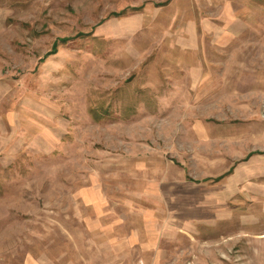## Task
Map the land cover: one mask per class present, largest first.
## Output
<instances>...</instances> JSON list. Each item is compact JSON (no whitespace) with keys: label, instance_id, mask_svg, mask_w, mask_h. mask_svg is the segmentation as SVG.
I'll list each match as a JSON object with an SVG mask.
<instances>
[{"label":"rangeland","instance_id":"1","mask_svg":"<svg viewBox=\"0 0 264 264\" xmlns=\"http://www.w3.org/2000/svg\"><path fill=\"white\" fill-rule=\"evenodd\" d=\"M0 264H264V0H0Z\"/></svg>","mask_w":264,"mask_h":264},{"label":"trees","instance_id":"2","mask_svg":"<svg viewBox=\"0 0 264 264\" xmlns=\"http://www.w3.org/2000/svg\"><path fill=\"white\" fill-rule=\"evenodd\" d=\"M56 52V43L53 45L52 53Z\"/></svg>","mask_w":264,"mask_h":264}]
</instances>
